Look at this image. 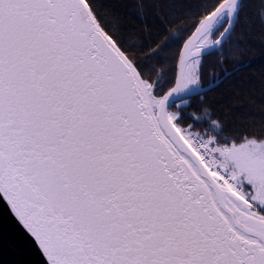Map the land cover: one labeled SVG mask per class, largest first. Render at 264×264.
Wrapping results in <instances>:
<instances>
[{"label":"snow or ice","instance_id":"snow-or-ice-1","mask_svg":"<svg viewBox=\"0 0 264 264\" xmlns=\"http://www.w3.org/2000/svg\"><path fill=\"white\" fill-rule=\"evenodd\" d=\"M250 12L264 26V0H0V198L43 264H264V129L229 133L209 99Z\"/></svg>","mask_w":264,"mask_h":264},{"label":"trees","instance_id":"trees-1","mask_svg":"<svg viewBox=\"0 0 264 264\" xmlns=\"http://www.w3.org/2000/svg\"><path fill=\"white\" fill-rule=\"evenodd\" d=\"M119 12L126 13L127 16L121 17L125 23L128 22L130 17H135L139 8L131 4L129 7H119ZM144 11L149 16H154L156 12H166L167 8L163 4H158L155 7L145 5ZM105 12L108 16L114 17L111 8H106ZM249 24L243 35L233 33L230 41L224 45V51L227 54L229 47L232 48V60L237 64L242 65L240 71L236 72L235 76L230 77L224 82L221 89L212 95L209 99L218 102V114L225 121V127L229 133L236 131H260L264 129V26L258 15L250 12ZM139 23V21H137ZM182 24H190L191 21H182ZM179 27V25H177ZM156 36L160 37V41L166 38L160 33H154L152 37L146 38V42L155 39ZM169 43L172 44L175 37H168ZM239 48V50H237ZM176 49L171 48L166 53L168 57L175 54ZM206 70L214 69L218 75H223L224 71H232L233 63L230 61L221 69L215 64V57H205ZM157 63L163 64V68L158 69L163 71L171 67V61L164 64L163 60L150 62L152 66ZM171 73L165 76L163 80L169 79ZM162 80V82H163ZM192 103L195 105L196 100ZM188 111H191L189 109ZM191 123V121H188Z\"/></svg>","mask_w":264,"mask_h":264},{"label":"water","instance_id":"water-1","mask_svg":"<svg viewBox=\"0 0 264 264\" xmlns=\"http://www.w3.org/2000/svg\"><path fill=\"white\" fill-rule=\"evenodd\" d=\"M0 264H43V260L0 198Z\"/></svg>","mask_w":264,"mask_h":264}]
</instances>
